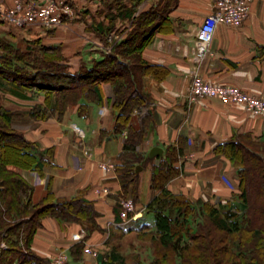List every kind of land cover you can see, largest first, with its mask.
<instances>
[{"label": "crops", "instance_id": "1", "mask_svg": "<svg viewBox=\"0 0 264 264\" xmlns=\"http://www.w3.org/2000/svg\"><path fill=\"white\" fill-rule=\"evenodd\" d=\"M33 2L43 5L45 0ZM72 2L75 9L81 3L80 0ZM124 2L130 9L133 2ZM13 3L14 0H0V9L9 8ZM158 7H167L172 25L158 31L142 53L145 62L165 70L159 79L153 75L142 78L143 90L152 102L154 127L138 152L146 153L149 158L150 151L159 147L165 156L169 146L184 144V156L178 163L181 172L168 185L169 190L194 201L218 202L219 199H227L236 189L237 170L228 159L216 153L215 148L248 133L264 140V117L254 116L243 105L227 103L219 98L193 101L189 90L194 79L201 77L208 83L234 86L252 96L264 98V57L259 56L260 48L264 47V0H252L249 14L240 28L218 25L209 44L201 40L200 27L214 11L213 0H144L134 17ZM87 8L89 11L79 13L73 19L77 21L84 17L88 23L93 16L97 23L105 21L104 24L108 25L105 15L120 14L115 5L109 10L104 0L91 1ZM86 22L79 25L84 24L85 27ZM115 23L119 31L110 33L111 47L103 39L109 31H96L93 35L90 31H61L64 28L61 26L58 31H48L52 34L30 32L44 44L61 45L68 64L76 71L82 60L91 54L90 40H95L96 56L99 57L131 32L122 30L129 28L132 21L123 22L119 18ZM9 27L13 26L0 19V40H30L27 39L30 33L13 27L16 34L11 35ZM103 92L104 103L91 104L83 114L76 106L67 108L62 117L58 112L46 120L24 116L13 122L14 130L49 153L46 159L50 164L43 166L41 173L20 170L23 178L35 188V199L41 200L48 192L59 200L78 197L92 202L99 214L97 227L87 220L63 222L52 217L44 219L31 248L44 261L42 264H58L60 258H64L63 264H103L107 261L112 245L121 239L116 232L115 208L118 206L122 207L121 225L130 226L132 221L141 218L147 221L146 207L154 196L151 189L152 164L141 167L139 203L134 205L131 199H122L116 165L125 139L114 131L112 86L104 84ZM0 96L5 98L3 105L10 111H29L36 103L43 102V99L22 100L1 91ZM159 159L150 160L157 163ZM143 172L148 174L142 182ZM126 203L132 206V210L125 206ZM131 234L128 237L133 236ZM79 243L84 244V251L81 263H76L72 259V249ZM88 248L98 253L97 258L85 252ZM99 255L103 256L102 263L98 261Z\"/></svg>", "mask_w": 264, "mask_h": 264}, {"label": "trees", "instance_id": "2", "mask_svg": "<svg viewBox=\"0 0 264 264\" xmlns=\"http://www.w3.org/2000/svg\"><path fill=\"white\" fill-rule=\"evenodd\" d=\"M72 1L66 3L75 8ZM104 1L109 10L115 5L120 14L105 15L108 25L105 21L97 23L94 17V26L88 29H93L94 35L96 31H109L103 37L108 47L112 45L110 33L119 31L115 23L119 18L132 21L122 30L131 32L99 57L92 50L76 71L60 45H47L41 39L32 43L0 40V91L27 101L43 99L29 111H10L0 96V264L44 263L31 248L35 234L48 217L63 222L87 220L97 227L99 214L90 201L78 197L59 200L52 192L35 199V188L20 170L41 173L43 166L50 164L46 159L49 153L12 125L24 116L46 120L59 112L62 117L69 107L78 106L83 114L91 104L104 103V84L113 89L115 134H126L116 165L122 199L139 203L140 175L136 170L152 164L154 196L146 207V214L153 216L152 223L141 218L130 226L121 225L122 207L115 208L118 236L137 233L150 237L152 258L135 264H264V140L248 133L215 148L237 170L236 189L227 199L194 201L170 191L168 185L181 172L178 163L184 156V144L169 146L157 163L138 152L154 127L152 102L143 90L142 78L153 75L159 79L165 70L145 62L142 53L158 31L172 25L167 7L134 17L144 0H127L133 2L130 9L125 0ZM259 56L264 57V47ZM83 251V243L72 249L74 262L81 263ZM123 261L114 246L103 264Z\"/></svg>", "mask_w": 264, "mask_h": 264}, {"label": "built area", "instance_id": "3", "mask_svg": "<svg viewBox=\"0 0 264 264\" xmlns=\"http://www.w3.org/2000/svg\"><path fill=\"white\" fill-rule=\"evenodd\" d=\"M214 11L200 27L201 40L209 44L218 25L240 28L249 14L252 0H213ZM74 17L72 7L63 1L45 0L39 5L32 0H15L10 10L0 9V19L6 24L18 29L42 28L52 29L69 25ZM111 51L108 49L107 52ZM193 101L205 98H219L227 103L243 105L247 112L254 116L264 117V98L252 96L241 89L229 85H215L208 83L201 77H196L190 87ZM126 134H123L125 139ZM128 209L132 206L128 204ZM88 255L97 258V254L90 248ZM94 253V254H92ZM64 258L58 260L63 264Z\"/></svg>", "mask_w": 264, "mask_h": 264}, {"label": "rangeland", "instance_id": "4", "mask_svg": "<svg viewBox=\"0 0 264 264\" xmlns=\"http://www.w3.org/2000/svg\"><path fill=\"white\" fill-rule=\"evenodd\" d=\"M80 1H81V3L79 4L80 9H79V7L76 8V9L75 8H72L74 10V17L73 18L78 17L80 15L79 13L84 14L87 11H89V9L87 7L89 6L90 2L91 1H94V0H80ZM70 3H73V2H70ZM14 4H15V0H14L13 5L11 7H9V8H5V10L12 9L14 7ZM91 16L92 15H90V17ZM71 20L74 21L73 23L72 22L69 23V26H70V24H71V26L70 27H65L66 25H63L62 27H64V28L61 31H71L72 29H74V31H90L94 35V33L92 32L94 30L93 29H90V30L88 29L92 25L94 26V23H95L94 17H92V19L90 18V20L88 21V23L86 22V19H84V17L82 19H80V20H77V21H76V19L75 20L74 19H71ZM81 22H86L85 23V27H84V24L83 23H82L83 26L79 25V23H81ZM59 27H61V26H59ZM59 27L52 28L51 30H47V29H36V30H33V29L32 30L31 29H19V30L20 31H24L26 34L27 33H30V36H27V39H30V40H26L25 39L24 41H30L29 43H32V42H34L35 40H37L39 38H36L35 37L36 36L35 33L30 32V31H38L37 32V35H38L41 31H45V32H48V31H52V32L53 31H58L57 28H59ZM12 28L9 27V33H11V35H14L15 32H13V29ZM52 32H48V34H52ZM30 37H33V38H30ZM21 41L22 40H18L17 42H21ZM24 41H22V42H24ZM94 42H95V40H92V41L90 40L89 41V43H91V45H92L89 48L90 50H95V44H94ZM10 43H15V42L10 41ZM48 45H59V44H48ZM24 46H26V45H24ZM61 52L63 53L62 49H61ZM147 174H148V172H143L142 177H141L142 182H143V178L147 177ZM125 206L127 207L128 204L126 203ZM146 219H147V221H149L150 223H152L153 216L150 215V214H146ZM127 237L126 236L121 237V239L118 242V244L112 245L113 247L114 246L116 247V251H118V253L121 255V257L124 260L123 262L126 263V264H128V263L129 264H135L136 261H139V260H142V261H145V262H149L150 259L152 258L151 257V254H152V251H153L152 250L153 249V246H152V243L150 242V237L149 238H148V236L141 237V235L139 236L137 233H133V236H130L128 238ZM111 249H112V247H111ZM85 252H86V250H85ZM93 252L96 253V254H98L95 251H93ZM94 253H92V254H94Z\"/></svg>", "mask_w": 264, "mask_h": 264}, {"label": "water", "instance_id": "5", "mask_svg": "<svg viewBox=\"0 0 264 264\" xmlns=\"http://www.w3.org/2000/svg\"><path fill=\"white\" fill-rule=\"evenodd\" d=\"M164 155V151L163 149L159 148V147H155L153 148L150 153H149V158L150 159H154V158H162ZM142 170L141 167H137V170H136V173L139 175L140 171ZM98 261L99 263H102L103 261V256L102 255H99L98 257Z\"/></svg>", "mask_w": 264, "mask_h": 264}]
</instances>
